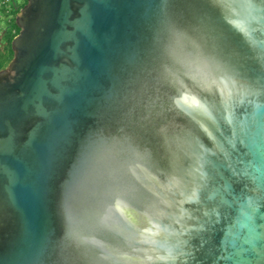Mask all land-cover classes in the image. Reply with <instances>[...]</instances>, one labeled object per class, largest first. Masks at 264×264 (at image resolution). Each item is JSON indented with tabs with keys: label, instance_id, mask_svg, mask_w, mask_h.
<instances>
[{
	"label": "water",
	"instance_id": "obj_1",
	"mask_svg": "<svg viewBox=\"0 0 264 264\" xmlns=\"http://www.w3.org/2000/svg\"><path fill=\"white\" fill-rule=\"evenodd\" d=\"M15 23L5 264H232L225 233L259 195L235 168L264 166V3L26 0ZM242 264H264V240Z\"/></svg>",
	"mask_w": 264,
	"mask_h": 264
},
{
	"label": "snow or ice",
	"instance_id": "obj_2",
	"mask_svg": "<svg viewBox=\"0 0 264 264\" xmlns=\"http://www.w3.org/2000/svg\"><path fill=\"white\" fill-rule=\"evenodd\" d=\"M264 3V0H261ZM261 47L264 48V42H261ZM264 60V56L261 57ZM262 105L254 104L251 118L255 119ZM264 114V113H259ZM246 127V124L241 125V130ZM239 143L243 144L241 139ZM235 147V142H233ZM4 151L3 145H0V154ZM235 172L249 178L253 184V191H258V196H249L243 204V211L239 220H237L228 231L225 233V240L222 241L223 252L225 255L217 257L218 260L231 261L232 264H242V253L248 248H255L260 240H264V213L260 209L264 207V166H256L250 161H239V166L235 168ZM230 193L225 189L221 195L223 203H229L228 196ZM239 241V246H237ZM231 248V251L229 249ZM185 256L190 253H185ZM0 264H5L4 258L0 255ZM16 264H22V260L18 259Z\"/></svg>",
	"mask_w": 264,
	"mask_h": 264
},
{
	"label": "trees",
	"instance_id": "obj_3",
	"mask_svg": "<svg viewBox=\"0 0 264 264\" xmlns=\"http://www.w3.org/2000/svg\"><path fill=\"white\" fill-rule=\"evenodd\" d=\"M25 1L26 0L16 2L13 0L10 3L11 9L8 12H5L4 9L0 7L1 16L5 17L4 24L0 28V68L4 67L12 56L10 41L19 29L15 23V14Z\"/></svg>",
	"mask_w": 264,
	"mask_h": 264
},
{
	"label": "built area",
	"instance_id": "obj_4",
	"mask_svg": "<svg viewBox=\"0 0 264 264\" xmlns=\"http://www.w3.org/2000/svg\"><path fill=\"white\" fill-rule=\"evenodd\" d=\"M13 0H0V7L4 9L5 12H8L11 9L10 3Z\"/></svg>",
	"mask_w": 264,
	"mask_h": 264
},
{
	"label": "rangeland",
	"instance_id": "obj_5",
	"mask_svg": "<svg viewBox=\"0 0 264 264\" xmlns=\"http://www.w3.org/2000/svg\"><path fill=\"white\" fill-rule=\"evenodd\" d=\"M16 2H22V0H15ZM4 19H5V17L4 16H1V14H0V28L3 26V24H4Z\"/></svg>",
	"mask_w": 264,
	"mask_h": 264
}]
</instances>
